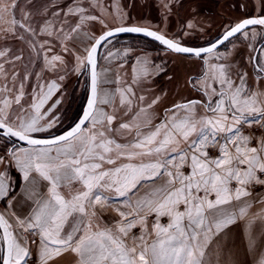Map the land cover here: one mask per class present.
Returning <instances> with one entry per match:
<instances>
[{"label":"snow or ice","instance_id":"obj_1","mask_svg":"<svg viewBox=\"0 0 264 264\" xmlns=\"http://www.w3.org/2000/svg\"><path fill=\"white\" fill-rule=\"evenodd\" d=\"M85 12L75 6L65 13V16L78 14L80 17L77 25L64 35L65 40L78 39L81 25L97 19ZM47 23L40 28L41 33H45ZM257 25L264 26V15L240 20L210 46L199 48L182 47L164 35L138 26L117 27L104 32L94 38V43L86 49V56H77V71L81 66L92 67L87 107L74 126L54 137L40 138L37 134L48 133L55 124V119L42 123L51 108L41 111L58 90L55 81L48 82L46 87L38 85V94L32 97L29 109L19 107L18 111L13 104L20 106L28 75L20 82L14 101L6 95L13 89L0 90L4 93L0 95V140L16 138L27 144V147L9 149L5 157H0V163L14 161L26 184L31 185L22 194L26 202L31 201L26 215L13 212L6 218L0 214V247L3 249L0 264H27L31 255L30 243H36L37 238L39 264H56V258L65 255H71L74 264H213L206 258L213 237H218L224 229L246 216L251 207L242 201L243 197L251 195L246 186L264 185V180L257 175V172L264 174V139L258 147H249L250 137L240 132V126L245 123H260L256 116L264 113V109L258 106V100L264 103L261 99L264 92H250L244 75L239 76V84H234L226 65L212 64V79L220 90L212 88L209 93L207 89L211 85L200 89L207 97L203 104L204 115L197 118V105L200 104L197 100L173 105L166 112L171 115L154 130L146 133L137 130L132 141L120 144L106 137L105 131L97 127L102 125L105 116L97 105L109 103L110 99L107 92L100 95L98 84L102 81L96 71V58L98 48L114 33H143L177 53L201 57L212 54L247 26ZM19 27L32 36L37 35L31 25L20 24ZM46 34L52 35L50 31ZM20 39L24 40V36ZM26 43L38 59L39 50L31 40ZM64 50L68 51L67 47ZM8 54L7 50L0 51V57ZM22 58V55H16L6 62ZM55 61L63 63L60 56H53L50 61L45 57L46 67L54 69ZM147 74L145 67L144 75ZM4 75V64L0 63V76ZM16 78L13 73V81ZM127 91L131 92V88ZM213 97L219 98L213 101ZM139 99L143 101L144 97ZM125 100L121 92V104ZM59 103L57 100L52 107ZM127 103L131 109L132 102L128 100ZM155 103L153 100L147 108L141 107L132 121H138L143 114L145 123L150 125L148 109ZM180 110L186 115L178 118ZM106 119L111 125L114 117L107 115ZM88 123L90 127H85ZM136 126L139 128L138 124ZM120 128L130 129V124L123 123ZM108 131H111L110 127ZM181 140L185 142L184 149L173 147ZM208 148L217 149L219 155L208 158ZM120 158L128 162L116 166ZM104 164L112 167L104 168ZM184 166L190 168L187 175L181 170ZM232 182L236 183L235 189L230 187ZM11 184L8 172H0V197L11 194ZM76 184L81 187L74 188ZM62 188L69 190L67 194L62 193ZM212 195L214 199L210 198ZM113 198H124L122 205L130 211H121L118 207L116 211L121 219L104 223L92 208L97 204L103 206ZM260 202L264 203V200ZM153 214L155 220L149 232L147 218ZM162 217L168 218L167 225L161 224ZM250 225V221L246 223L244 236L248 250L254 253L256 241L249 231ZM137 226L141 228L139 236L132 234V229ZM215 255V264H219V254ZM258 264H264V255Z\"/></svg>","mask_w":264,"mask_h":264},{"label":"rangeland","instance_id":"obj_2","mask_svg":"<svg viewBox=\"0 0 264 264\" xmlns=\"http://www.w3.org/2000/svg\"><path fill=\"white\" fill-rule=\"evenodd\" d=\"M75 6L85 9V15L97 19L85 21L81 25L78 39L65 40L64 35L80 20L78 14L65 16L69 8ZM263 14L264 0H0V51L7 50L9 53L6 57H0V63L4 64L6 73L0 76V90L5 87L13 89L6 95L14 101L15 95L19 93L20 82L28 75V80L24 82V96L20 106L13 104L18 111L19 107L29 109L32 97L38 94V85L44 84L46 87L48 82L55 81L59 86L58 90L41 110L45 112L51 108L42 123L46 124L55 119V124L48 133L37 134L50 135L70 124L82 110L87 95L88 76L85 67L81 66L77 71V56H86V49L103 31L120 25H139L153 28L183 44L198 46L211 42L248 15ZM13 21L16 23L13 24ZM46 22L48 23L45 33H41L40 28L44 27ZM20 24L25 27L31 25L37 35L32 36L25 32L19 27ZM48 31L52 35H47ZM21 36H24V40L20 39ZM263 37L264 31L259 26L247 28L226 41L212 54L200 57L205 61L204 65L200 61H194V57L160 50L165 48L145 38L131 35L113 38L99 54L100 74L103 75L99 87L100 95L103 96L107 92L110 102L98 104V107H105L107 110L109 104V109L117 113L114 125L120 126L129 122L132 123L133 130L142 133L154 130L155 126L163 121L162 112L168 106L179 104L190 97L203 99L191 86L202 89L211 85L207 89L209 93L212 88L220 90L219 85L212 79V64L226 65L234 84L240 83V75L245 78L247 74V89L250 92H264V80L248 75L250 68L247 63V59L260 47L261 55L264 56ZM29 40L39 50L38 59L26 43ZM65 47L68 51L64 50ZM144 49L148 51H143ZM16 55H22L23 58L20 61L6 62L12 61ZM53 56L62 57L63 63L55 61V68L50 70L45 65V57L50 61ZM217 56H220L219 60L216 59ZM161 64V70L155 72L157 69L152 67ZM145 67L148 70L146 76ZM13 73L17 77L15 81L12 79ZM190 74L201 77L191 79ZM129 88L131 92L127 91ZM120 91L130 95L131 109L127 103L129 99L125 100L122 106L121 100L113 98L115 92L118 94ZM0 95L4 93L0 91ZM141 96L144 97L143 101L139 99ZM57 100L60 103L53 108L52 105L56 104ZM153 100H156V103L148 109L151 124L145 123L143 114L138 121L133 122L132 117L136 112L141 107L147 108ZM258 106L264 109V103L259 100ZM197 113V118L205 114V109L200 104L197 105ZM168 115L171 113L165 114L164 120ZM184 115L186 113L180 110L178 118ZM256 119L260 120V123H245L240 126L241 134L250 137L249 147H258L260 140L264 139V114H257ZM9 144L6 140H0V148L3 146L7 150ZM173 147L184 149L185 142L181 140ZM230 150L234 152V149ZM218 155L217 149H207V156L215 158ZM186 170L190 172L189 167Z\"/></svg>","mask_w":264,"mask_h":264},{"label":"crops","instance_id":"obj_3","mask_svg":"<svg viewBox=\"0 0 264 264\" xmlns=\"http://www.w3.org/2000/svg\"><path fill=\"white\" fill-rule=\"evenodd\" d=\"M260 46L261 44L258 45V47ZM160 50H166V49L161 48ZM168 52L173 53L171 51ZM161 66L162 64L156 65L152 68L157 69V71L155 72H159L161 70L160 69ZM98 73H100L99 59H98ZM101 77H103V75L100 74V80ZM99 87H100V83L98 84V89ZM121 92L124 93L126 100L127 99L130 100L131 98L130 95H128L127 92L125 91H120L118 94L115 92V96L113 98L118 99L120 101ZM171 106L173 107V105ZM107 107H108L107 110L105 107L103 109L101 107H98L99 109L102 110L105 116L102 125H97V127L105 131L106 137L113 139L116 143L127 144L130 141H132L135 132L137 131L136 129L133 130L132 123L128 122L130 124V129H121L120 126L114 125L113 122L115 121L117 113L114 112L113 109H109V104L107 105ZM107 115H111L114 117L111 125H109L107 122L106 119ZM85 127H90V123L86 124ZM109 127L111 128V131H108ZM16 147H22V146H16ZM9 149H11V146H9L7 150H5L3 146H1L0 157H5ZM112 155L114 156L115 154L113 153ZM208 158H213V157L208 156ZM126 162H128L126 159L120 158L117 160L116 166ZM108 167H112V166L104 164V168H108ZM187 168H188L187 166H184L181 169L185 175L189 174V171L186 170ZM5 171L8 172V179H10L12 182L10 188L11 194L8 195L6 198L0 197V213L3 214L6 218H9L13 212L17 213L18 215L22 213L26 215L27 212L30 210L31 201L26 202L22 194L25 192V188L26 187L30 188L31 185L26 184V182L23 179V174L16 167L14 161L9 163L8 160H5L3 163H0V172H5ZM257 175L260 177V179L264 180V174H260L259 172H257ZM16 183L17 186L16 188H14ZM73 187L80 188L81 186L79 184H76ZM230 187L232 189H235L236 183L232 182L230 184ZM246 190L250 192L251 195L248 197H243L242 201L249 203L251 207L247 209V214L244 218L238 219L236 223L224 229L218 237H213L206 257L207 259L212 260L213 264H215L216 262L215 254L217 253L219 254V264H226V262H231V264H258L261 255H264V203L260 202L261 200H264V185L250 184L246 186ZM44 191H46V189H44ZM61 191L62 193L67 194L69 190L67 188H62ZM210 198L214 199L215 197L214 195H212ZM123 199L124 198H113L110 202L103 204V206L97 204L92 208V211H95L97 216L104 223H113L115 221H119L121 218L118 212L116 211L118 207L120 208L121 211H125V212L130 211V209L123 207L122 205ZM233 203L236 202L233 201ZM22 204L24 205L23 208L21 207ZM180 210L181 211L183 210L182 205L180 207ZM154 220H155L154 214L147 218V228L149 232H151L152 230V224ZM249 221L251 222L249 231L256 241V248L254 253L248 250L247 239L244 236V227L246 223H248ZM160 222L163 225H167L169 220L167 217H162ZM140 233H141V228L139 226L132 229L133 235L139 236ZM38 243H39L38 238L36 240V243H30L31 255L28 258L27 264H39L37 258ZM128 243L131 244L130 239ZM0 254H2V247H0ZM56 264H74V260L71 255H65L63 257L56 258Z\"/></svg>","mask_w":264,"mask_h":264},{"label":"water","instance_id":"obj_4","mask_svg":"<svg viewBox=\"0 0 264 264\" xmlns=\"http://www.w3.org/2000/svg\"><path fill=\"white\" fill-rule=\"evenodd\" d=\"M263 15H264V14H263ZM258 16H261V15H250V16L244 17V18H242V19L249 18V17H258ZM242 19H240V20H242ZM240 20H239V21H240ZM239 21H238V22H239ZM236 23H237V22H236ZM236 23H235V24H236ZM235 24H233L232 26H234ZM130 26H138V27H142V28H147L148 30L155 31V32H157L158 34L164 35L163 33L159 32V31H157V30H155V29H153V28H149V27H145V26H139V25H120V26H115V27H112V28H109V29L103 31V32L100 33L97 37H99V36H100L101 34H103L104 32L109 31V30H114V29L117 28V27H130ZM257 26H259V25H257ZM250 27H253V26H247L246 29H247V28H250ZM261 27L264 28V26H261ZM229 28H230V27H229ZM229 28H228V29H229ZM226 30H227V29H226ZM226 30H225V31H226ZM225 31H224V32H225ZM242 31H243V30H242ZM224 32H222L220 35H218V36H217L215 39H213L211 42L206 43V44H204V45H198V46H190V45H186V44H183V43H181V42H178V41H176V40H174V39H172V38H170V37H168V36H166V35H164V36H165V38H167V39H170V40H173L174 42L179 43L180 46H182V47L199 48V47H208V46H210V44H211L212 42H214L217 38L222 37V34H223ZM238 34H239V33H238ZM124 35L139 36V37L147 38V39H149V40H152V41L158 43L159 45H161V46H162L163 48H165L166 50L171 51V52H173V53H177V52H175V51H173V50L168 49L166 45L161 44L159 41H156L154 38H152V37H147V36L144 35L143 33H128V32L114 33V35H113L112 37H110V38L108 39V41L111 40V39H113V38H117V37H119V36H124ZM236 35H237V34H235L234 36H236ZM232 38H233V37H232ZM230 39H231V38H230ZM108 41H107V42H108ZM107 42H106V43H107ZM92 43H94V41H93ZM106 43H104L102 46H100V47L98 48V54H97V58H96V61H97V62H96V71H97V72H98V59H99V54H100V51L102 50V48L105 46ZM220 46H222V45H220ZM220 46H218V48H219ZM177 54H181V55H185V56H190V57H194V58H200V57H196L195 55H192V54H185V53H177ZM203 55H204V54H202V56H203ZM202 56H201V57H202ZM86 68H87V76H88V77H87V79H88V81H87V84H88V86H87V95H86V99H85L84 105H83V107H82V110L80 111L79 116L76 118V120H74V122H72L68 127H66L65 129H63L62 131H60V132H58V133L50 134V135H38L40 138H50V137H54V136H56V135L63 134L64 131H67V130L70 129V126H74V124H75L76 122H78L79 118L82 116L84 108L87 107V99H88L89 95H91V71H92V67H91V66H87ZM11 141H12L11 148H14V147H16V146L27 147V144H26L25 142H23V141H19V140H17L16 138H12ZM0 214H1V213H0ZM0 232H2V229H0ZM2 251H3V249H2Z\"/></svg>","mask_w":264,"mask_h":264},{"label":"flooded vegetation","instance_id":"obj_5","mask_svg":"<svg viewBox=\"0 0 264 264\" xmlns=\"http://www.w3.org/2000/svg\"><path fill=\"white\" fill-rule=\"evenodd\" d=\"M250 16V15H248ZM261 28V27H260ZM262 31H264V28H262ZM264 39V37H263ZM262 39V41H263ZM261 47L258 49H256L255 52H253V54L247 59V63H248V67L250 69H248V72L249 74L248 75H252L254 78L258 79V80H264V56L261 55ZM254 58H258L257 59H254ZM194 61H200L201 64H205V61L202 59V58H194L193 59ZM191 75V79L193 77H196V79L200 78L199 76H197L196 74H190ZM247 81V74L245 76V83ZM191 89L195 92H197L198 94H200L201 96H203V99L201 98H198V97H190L184 101L181 102L182 103H185L187 101H190V100H197V101H200V105L203 106L204 103L207 102V97H205L203 94H202V91L200 90L201 88H199L198 86L197 87H194V86H191ZM219 97H213V101H215L216 99H218ZM172 106H168V108H166V110H164L162 112V120L165 119V114L167 112L168 109H171Z\"/></svg>","mask_w":264,"mask_h":264},{"label":"trees","instance_id":"obj_6","mask_svg":"<svg viewBox=\"0 0 264 264\" xmlns=\"http://www.w3.org/2000/svg\"><path fill=\"white\" fill-rule=\"evenodd\" d=\"M124 36H130V35H124ZM119 37H123V36H119ZM139 37V36H138ZM141 38H143V37H141ZM146 40H148V41H150V42H152L153 44H155L156 42H154V41H152V40H149V39H147V38H145ZM157 44V43H156ZM143 51H148V50H146V49H144ZM79 114H80V112H79ZM79 116V115H78ZM77 118V117H76ZM76 118L74 119V120H76ZM74 120L72 121V122H74ZM71 122V123H72ZM70 123V124H71ZM70 124H68L67 126H65L64 128H62L61 130H59V131H57V132H55V133H58V132H60V131H62L63 129H65L66 127H68ZM52 134H54V133H52ZM7 141V140H6ZM8 143L10 142V144H9V146L12 144V141H7ZM16 182H18V181H16ZM16 186H17V183L15 184V187L14 188H16Z\"/></svg>","mask_w":264,"mask_h":264},{"label":"built area","instance_id":"obj_7","mask_svg":"<svg viewBox=\"0 0 264 264\" xmlns=\"http://www.w3.org/2000/svg\"><path fill=\"white\" fill-rule=\"evenodd\" d=\"M31 239V238H30Z\"/></svg>","mask_w":264,"mask_h":264}]
</instances>
